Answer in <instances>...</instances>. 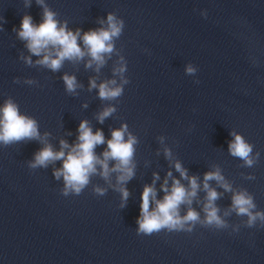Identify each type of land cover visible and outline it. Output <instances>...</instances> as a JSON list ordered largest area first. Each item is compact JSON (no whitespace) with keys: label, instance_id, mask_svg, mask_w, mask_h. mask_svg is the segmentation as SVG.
Here are the masks:
<instances>
[{"label":"water","instance_id":"95a60500","mask_svg":"<svg viewBox=\"0 0 264 264\" xmlns=\"http://www.w3.org/2000/svg\"><path fill=\"white\" fill-rule=\"evenodd\" d=\"M45 8L81 35L106 28L107 14L122 21L103 64L87 54L55 71L37 63L15 29L25 15L39 24ZM65 75L75 78L73 91ZM111 80L122 89L115 98L90 86ZM9 99L36 121L39 137L0 143V264H264V0H0V104ZM81 121L105 140L126 126L136 141L130 179L118 183V173L105 177L97 165L78 194L65 195L63 177L53 175L61 160L31 166L45 145H74ZM230 133L251 145V166L229 153ZM105 149L94 152L102 159ZM176 162L201 185L179 215L191 208L199 219L185 225L191 231L138 234L145 185L156 200L168 172V186L176 178L187 187ZM213 171L231 189L207 181L219 193L221 226L205 223L203 211V177ZM242 191L262 214L251 226L231 207Z\"/></svg>","mask_w":264,"mask_h":264},{"label":"clouds","instance_id":"9594fccd","mask_svg":"<svg viewBox=\"0 0 264 264\" xmlns=\"http://www.w3.org/2000/svg\"><path fill=\"white\" fill-rule=\"evenodd\" d=\"M43 4V0H37ZM107 27L96 30H89L83 35L77 29L75 32L68 30L65 25L60 24L55 13L47 8L43 11L42 20L39 24H34L32 18L28 15L21 17L19 28L15 29L18 37L26 42V47L33 55L41 57L37 63L43 64L53 71L57 70L62 62L67 60H79L85 54L91 57V60L99 66L104 62V54L111 53L113 50L112 39L117 37L123 27V22L116 19L112 14H107ZM103 23V22H101ZM81 40L84 49L77 43ZM121 67L118 71L122 72ZM186 73L192 74L194 69L187 66ZM66 89L73 91L77 86L75 78L69 75L62 77ZM91 87L98 88V95L101 98H115L121 94V86L117 85L115 80L102 82L96 85L90 81ZM113 109H105L98 116L102 122ZM77 142L69 146L66 142H60V150L53 151L50 145H45L38 152L34 153L32 167L45 166L47 162L61 160V168L54 171L56 178L63 177L64 194L68 191L78 194L88 183V177L97 170V165L102 169V175L107 177L109 172L118 173V183H124L133 175L132 155L135 138L127 134V128L122 125L120 129L113 130L110 138L105 140L103 133L97 129L91 130L86 121H81L77 128ZM232 140L228 143L229 153L241 158L246 165L251 166L253 161L250 159L252 147L239 134L230 133ZM127 135V139L125 136ZM36 121L20 113L18 106L9 100L0 104V143L8 144L22 139L38 138ZM106 144V149L101 153L102 159L98 157L94 148L99 144ZM68 149V151H65ZM167 156V150L165 152ZM114 161V165L109 168L108 161ZM181 179H187V187L180 180L173 178L171 186H168L167 177L161 184V190L164 192L160 200H156L155 189L151 185H145L140 194V214L137 217V233L150 235L158 232L162 228L168 230H186L191 231V227L185 228L189 222H195L199 215L195 210L189 208L186 214L179 215V206L181 204H191V200L196 196L197 189L201 187L195 177H189L186 171L182 169L179 162L174 164ZM155 176V174H154ZM215 180L225 191H230V186L224 182L219 171L206 172L203 177L202 188L206 192V202L203 206L205 212V223L221 226L223 221L217 215L218 209L214 204L219 193L209 187L207 181ZM99 191V190H98ZM122 199H127L128 192L121 188ZM150 202L154 205L150 209ZM231 207L238 215H247L249 226L262 214L252 213L254 208L252 198L245 192L234 193L232 196Z\"/></svg>","mask_w":264,"mask_h":264}]
</instances>
